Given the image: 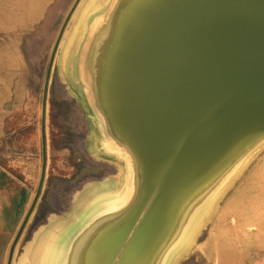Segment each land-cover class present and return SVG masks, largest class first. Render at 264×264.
<instances>
[{"label": "water", "instance_id": "1", "mask_svg": "<svg viewBox=\"0 0 264 264\" xmlns=\"http://www.w3.org/2000/svg\"><path fill=\"white\" fill-rule=\"evenodd\" d=\"M80 2L70 10L48 66L41 177L7 264L44 186L50 77ZM120 45L113 95L122 103V130L144 162L145 182L140 199L127 205L130 217L110 225L116 246L94 249L100 264H158L172 213L194 180L210 175L247 133L264 129V0H150L134 13Z\"/></svg>", "mask_w": 264, "mask_h": 264}, {"label": "rangeland", "instance_id": "2", "mask_svg": "<svg viewBox=\"0 0 264 264\" xmlns=\"http://www.w3.org/2000/svg\"><path fill=\"white\" fill-rule=\"evenodd\" d=\"M75 2L52 0L48 16L34 29L15 39L0 36V264H7L11 245L39 185L45 79L57 39ZM92 3L81 0L54 59L46 104V178L15 249L13 264L31 263L33 255L28 257L27 251L36 246V237L48 234L55 220H65L58 223L60 227L50 238L48 261L60 231L83 211L91 186L100 189L109 178L116 175L118 179L122 174L121 160L102 147V133L88 94L65 67L70 46L78 45L81 55L89 35L91 19L87 27L83 23L88 30L84 29L82 36L76 34L86 12L90 18L103 12L90 10ZM226 184L210 197L212 202L206 197L196 202L197 212H203L204 217L195 225L186 251H175L167 264H264L263 142L257 143L248 161Z\"/></svg>", "mask_w": 264, "mask_h": 264}, {"label": "bare ground", "instance_id": "3", "mask_svg": "<svg viewBox=\"0 0 264 264\" xmlns=\"http://www.w3.org/2000/svg\"><path fill=\"white\" fill-rule=\"evenodd\" d=\"M149 1L93 0L89 9L92 11L100 9V12L101 10L103 12L92 18L88 17V12H86L85 21L82 22L76 32L77 36H82L85 27H87V20L90 21L91 19L92 23L88 24L91 28H89V35L86 37L83 48H81V55H79L80 47L72 44L65 57V67L68 73L74 81L84 87L88 94V100L94 110V119L102 133V147L109 155L121 160L120 164L123 168H121L122 174L116 179V186L120 193L114 201L96 202L91 208L90 213H93L92 217L93 219L96 217V220L87 226L90 228L94 225L89 231L91 232L90 239L84 240L81 252L75 255V259L70 260L68 264H90V261L92 263V256L89 259L88 256L89 252L93 251L95 240L106 235L110 225L116 221L130 217L127 205H131L134 199H138V197L140 199V195L143 193L144 162L130 138L122 130L121 124L124 114L122 103L120 99L116 98L117 95H113V92L118 81L116 73L118 55L123 51L120 45L122 34L134 13L148 6ZM83 23L86 24L85 27H83ZM73 43L75 42L73 41ZM258 142L264 144V129H255L247 133L220 161L210 175L194 180L195 184L193 182L194 185L181 197L179 207L172 213L171 229L164 241L166 247L164 257L159 260L158 264H167L171 254L175 251L178 253L186 251V245L194 235L195 225L204 217L203 212H197L195 206L198 204L196 202L205 197L212 202L210 197L227 185L226 180L229 177L232 179V175L239 172L243 164L248 161L251 150ZM136 195L138 196L135 198ZM102 208L115 212H106L108 219L105 217V219H101L100 211Z\"/></svg>", "mask_w": 264, "mask_h": 264}, {"label": "crops", "instance_id": "4", "mask_svg": "<svg viewBox=\"0 0 264 264\" xmlns=\"http://www.w3.org/2000/svg\"><path fill=\"white\" fill-rule=\"evenodd\" d=\"M51 5L52 0H0V36L7 39H15L16 36L20 37L22 32L26 33L29 32L28 30L34 29L43 18L46 19ZM115 178H117L116 175L109 178L107 182L102 184L103 187L100 189H94L93 186H91V188L89 187L90 197L85 200L84 203L86 205L84 204L85 207L83 208V211L77 212L75 218L69 221L66 226L63 227L64 229L60 231V235L58 234L59 236H57L58 240L55 243L56 245H53L54 248L51 246L52 252L48 261H46V253L49 247L50 238L55 229L60 227L61 224L59 225L58 223L65 222V220H55L49 227L50 230L47 232L48 234L45 233L46 235L36 237V246H30L27 251V254L29 255L28 257L33 255L31 263L28 264H68L70 260H74L76 257L75 255H78L81 252V246L84 240L88 241L90 239L89 235L91 232L89 231L94 225L90 228L87 226L92 221L96 220V217H94V219L92 217L93 213H90L92 211L91 208L96 202L104 203L106 201H114L120 193L119 188L116 186ZM106 212L114 213L115 211L103 210L102 208L100 211L102 214L101 219L108 216V213ZM106 219H108V217ZM86 228L89 229L87 230ZM111 234L115 235V233H110V231H108L106 235L95 240L93 251L89 252L88 256V259L92 256L91 264H100V257L97 255L99 251L94 249L95 246H100L99 244L104 246L109 242L114 243L116 246L118 237L112 236ZM119 249L120 252L118 253L117 260L120 259L123 246Z\"/></svg>", "mask_w": 264, "mask_h": 264}]
</instances>
